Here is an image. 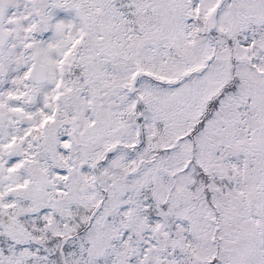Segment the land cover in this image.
Returning <instances> with one entry per match:
<instances>
[{
  "label": "snow or ice",
  "instance_id": "6c2138e0",
  "mask_svg": "<svg viewBox=\"0 0 264 264\" xmlns=\"http://www.w3.org/2000/svg\"><path fill=\"white\" fill-rule=\"evenodd\" d=\"M0 264H264V0H0Z\"/></svg>",
  "mask_w": 264,
  "mask_h": 264
}]
</instances>
